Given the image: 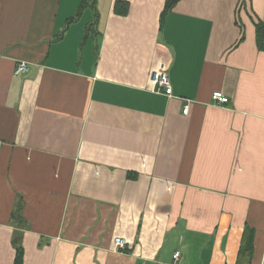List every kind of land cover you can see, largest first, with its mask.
<instances>
[{
	"label": "crops",
	"instance_id": "1",
	"mask_svg": "<svg viewBox=\"0 0 264 264\" xmlns=\"http://www.w3.org/2000/svg\"><path fill=\"white\" fill-rule=\"evenodd\" d=\"M165 3L0 0V264H264V0Z\"/></svg>",
	"mask_w": 264,
	"mask_h": 264
},
{
	"label": "built area",
	"instance_id": "2",
	"mask_svg": "<svg viewBox=\"0 0 264 264\" xmlns=\"http://www.w3.org/2000/svg\"><path fill=\"white\" fill-rule=\"evenodd\" d=\"M28 71V67L25 63H18L15 67L14 74L21 75ZM150 83L156 88V91L163 92L166 96L172 95V87L168 76L167 67L164 64H160L157 68L153 69L150 73ZM211 100L215 104L225 105L229 102L227 96L221 91H215L211 94ZM189 108L187 105L183 107V114H187ZM114 245L117 249L123 250L126 247V242L121 238H115ZM180 258V252L176 251L173 255V259L178 261Z\"/></svg>",
	"mask_w": 264,
	"mask_h": 264
},
{
	"label": "trees",
	"instance_id": "3",
	"mask_svg": "<svg viewBox=\"0 0 264 264\" xmlns=\"http://www.w3.org/2000/svg\"><path fill=\"white\" fill-rule=\"evenodd\" d=\"M178 2V0H166L165 8L163 14L171 10L174 5ZM85 6V3L82 4V8ZM256 45L258 50L264 51V21L256 24ZM252 242H253V232L250 230L246 234V241L244 247L242 246L241 251L243 249L248 250L249 254L252 252ZM23 260V250L22 248L16 249V256L14 264H22Z\"/></svg>",
	"mask_w": 264,
	"mask_h": 264
}]
</instances>
